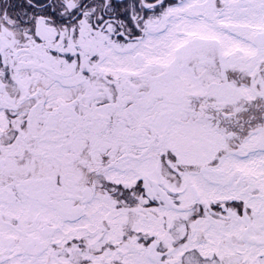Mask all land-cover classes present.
<instances>
[{
    "label": "snow or ice",
    "instance_id": "obj_1",
    "mask_svg": "<svg viewBox=\"0 0 264 264\" xmlns=\"http://www.w3.org/2000/svg\"><path fill=\"white\" fill-rule=\"evenodd\" d=\"M0 264H264V0H0Z\"/></svg>",
    "mask_w": 264,
    "mask_h": 264
}]
</instances>
